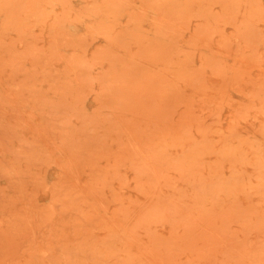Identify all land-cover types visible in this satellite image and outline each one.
Here are the masks:
<instances>
[{
	"label": "rangeland",
	"instance_id": "1",
	"mask_svg": "<svg viewBox=\"0 0 264 264\" xmlns=\"http://www.w3.org/2000/svg\"><path fill=\"white\" fill-rule=\"evenodd\" d=\"M0 264H264V0H0Z\"/></svg>",
	"mask_w": 264,
	"mask_h": 264
}]
</instances>
